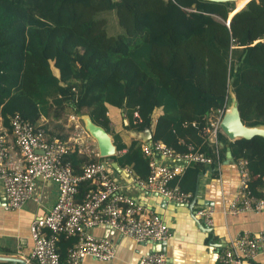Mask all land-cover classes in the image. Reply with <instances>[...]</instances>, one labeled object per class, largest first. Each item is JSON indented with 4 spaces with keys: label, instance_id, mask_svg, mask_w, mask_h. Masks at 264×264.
<instances>
[{
    "label": "trees",
    "instance_id": "16d2710c",
    "mask_svg": "<svg viewBox=\"0 0 264 264\" xmlns=\"http://www.w3.org/2000/svg\"><path fill=\"white\" fill-rule=\"evenodd\" d=\"M247 1L0 0L1 124L11 132L19 114L45 128L50 139L68 142L61 124L50 128L43 121L51 110L58 117L68 103L112 135L117 147L112 158L122 168L131 167L134 177L146 180L151 168L144 141L127 144L112 129L111 105L122 110L127 129L150 128L153 141L178 152L193 145L215 156V145L202 132L227 104L230 88L242 120L264 124V0ZM236 8L241 9L230 16ZM111 10L122 31L111 13L102 16ZM228 148L235 162L248 160L251 186L261 195L264 137L231 140L221 134L223 161ZM65 159L78 175L88 160L108 162L81 155L77 147ZM208 169L217 173L215 164H192L172 184L195 193L198 176ZM94 186L81 180L77 200ZM76 241L75 235L60 234L63 259Z\"/></svg>",
    "mask_w": 264,
    "mask_h": 264
},
{
    "label": "built area",
    "instance_id": "2783aa9c",
    "mask_svg": "<svg viewBox=\"0 0 264 264\" xmlns=\"http://www.w3.org/2000/svg\"><path fill=\"white\" fill-rule=\"evenodd\" d=\"M226 106L215 111L210 124L202 132L215 145V156L193 145L189 146L187 152H178L161 141L150 140L144 141L142 145L150 158L148 178L143 180L134 177L131 167L123 170L143 189L157 192L179 204H189L193 198L197 199L196 192L185 191L178 184H172V181L196 163L208 166L215 164L216 172L220 174L224 162L220 152V135L227 136L220 123ZM135 116H138L137 111ZM76 129V137L68 142L59 138L50 139L45 128H36L16 114L11 121L12 139L8 138L7 132H0V181L6 196L5 208L18 209L31 199L39 201L40 198L35 195L39 179L52 181L58 187L55 205L31 223V259L37 264H83L88 256L109 261L116 253L113 242L88 231L99 225L111 227L137 242L159 244L170 239L172 231L167 223L158 213L146 211L143 205L123 191L106 160H88L80 175L74 173L72 164L65 157L75 147L80 153L82 143L79 138L82 132H86L80 123L76 124ZM95 155L100 157L98 151ZM160 158L163 160L160 161ZM248 163L244 157L236 161L238 189L227 210L233 214L264 209V175L261 195H257L251 186L253 175ZM81 180H90L95 186L82 201H78L76 194ZM197 203L194 206L195 214L212 226L215 208ZM61 233L77 236L76 243L69 248L64 259L57 246ZM260 254L264 256V229L257 232L243 231L236 234L219 253L217 264H245V261L254 260ZM137 264H168V257L163 249L158 248L142 256Z\"/></svg>",
    "mask_w": 264,
    "mask_h": 264
},
{
    "label": "crops",
    "instance_id": "0c3cea01",
    "mask_svg": "<svg viewBox=\"0 0 264 264\" xmlns=\"http://www.w3.org/2000/svg\"><path fill=\"white\" fill-rule=\"evenodd\" d=\"M159 113L160 111H157L153 114L154 120ZM54 114L55 112L51 110L49 115L43 117V121H46L50 128L55 124H61L64 132L69 133V139L75 138L78 132L76 124L80 121L75 116L73 108L66 104L58 117ZM107 114L111 120L112 129L121 134L125 143L129 144L133 139L142 140V131L135 132L126 128V121H124L126 119L120 108L109 105ZM72 126L74 130H71ZM0 132H7L8 138L12 139L11 133L3 127L1 121ZM79 139L82 143L81 155L88 158L96 156L97 143L89 133L82 132ZM111 173L128 196L143 205L146 211L158 213L170 227L172 236L165 241L163 249L167 254L168 264H217L219 253L230 244L236 234L264 229V209L236 214L227 211L237 192L239 181L238 168L233 157L232 159L226 157L220 168V174H214L208 169L198 176L195 191L197 202L213 206L216 210L212 226H208L195 214V207L191 211L186 205L164 198L157 192L143 189L124 170L119 173L113 168ZM35 195L40 198L39 201L31 199L21 208L7 209L5 208V192L0 181V256L17 258L20 261L17 262L18 264H37L31 259L33 248L31 223L55 205L58 187L52 181L39 179ZM88 231L95 236L111 240L116 253L109 261H100L88 256L83 264H137L142 256L157 250L159 246L150 241L137 242L108 226L99 225ZM0 264H13V262L0 260ZM245 264H264V256L260 254L254 260L245 261Z\"/></svg>",
    "mask_w": 264,
    "mask_h": 264
},
{
    "label": "water",
    "instance_id": "95a60500",
    "mask_svg": "<svg viewBox=\"0 0 264 264\" xmlns=\"http://www.w3.org/2000/svg\"><path fill=\"white\" fill-rule=\"evenodd\" d=\"M211 1H236V0H211ZM249 1V0H248ZM247 1V2H248ZM247 2L243 5L245 6ZM235 9L230 16H232L236 11L240 10ZM230 22H228L229 24ZM76 115L79 120L82 121L84 129L89 133V135L96 141L98 147L99 156L102 158H108V161L111 167L114 168L117 172L121 173L123 171L122 167L119 163L113 159L112 157L117 154V147L114 144L112 135L100 124L95 122L91 115L87 112L76 111ZM221 128L223 132L227 135V137L231 140L236 138H246L250 139L253 136L260 135L264 137V124H255L249 125L246 124L241 117L240 110L238 107V98L235 91L230 88L228 102L225 109V112L221 119ZM143 141L152 140V131L150 128H146L142 131ZM226 157L232 159L233 155L231 149L228 148ZM165 198V197H164ZM197 202L196 198H193L192 201L186 206L193 211V208ZM166 243L162 242L157 245L159 249H164V245ZM0 260L10 261V262H20L17 258L8 257V256H0Z\"/></svg>",
    "mask_w": 264,
    "mask_h": 264
},
{
    "label": "rangeland",
    "instance_id": "374dc122",
    "mask_svg": "<svg viewBox=\"0 0 264 264\" xmlns=\"http://www.w3.org/2000/svg\"><path fill=\"white\" fill-rule=\"evenodd\" d=\"M112 14L113 15V20H114V24H115V26L118 28V29H120V31H122V28H121V26L119 25V22H118V18H117V14H116V11L115 10H111V11H106V12H104L103 14H102V16H107L108 14ZM113 20H108V30H110V28L112 27L111 25H113V23H112V21ZM111 31V30H110ZM68 104V103H67ZM80 121V124L81 125H83V123H82V121L81 120H79ZM73 130H74V128H73ZM94 156H92V157H90V158H93Z\"/></svg>",
    "mask_w": 264,
    "mask_h": 264
},
{
    "label": "bare ground",
    "instance_id": "6f19581e",
    "mask_svg": "<svg viewBox=\"0 0 264 264\" xmlns=\"http://www.w3.org/2000/svg\"><path fill=\"white\" fill-rule=\"evenodd\" d=\"M236 1H238V0H236Z\"/></svg>",
    "mask_w": 264,
    "mask_h": 264
}]
</instances>
